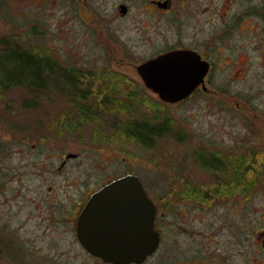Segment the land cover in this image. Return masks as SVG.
<instances>
[{
    "label": "rangeland",
    "instance_id": "obj_1",
    "mask_svg": "<svg viewBox=\"0 0 264 264\" xmlns=\"http://www.w3.org/2000/svg\"><path fill=\"white\" fill-rule=\"evenodd\" d=\"M152 10L147 0H0V38L75 67L88 89L83 91L87 97L76 95L64 82H53L60 79L58 74L45 72L51 82L42 90L0 88V148L9 137L38 144L37 154L33 150L27 160H38L35 170L41 176L31 178L39 185V201L54 177H69L76 202L109 174H136L150 197L168 204L171 224L179 219L183 228L175 233L162 219L163 239L141 264H264L259 232L264 229V56L258 53L264 47L249 50L240 66L222 65L212 82L214 96L209 92L167 103L144 86L135 68L177 44V30L169 22L173 13H167V25L162 26V11ZM104 95L114 100L112 95L122 96L119 100L128 106L111 109ZM89 105H98V117L88 113ZM136 118L167 119L171 127L152 146H142L123 134ZM14 150L8 149L13 164L19 158ZM67 152L71 156L65 170L57 171L61 154ZM209 154L230 155L236 171L238 156L245 155V193L210 188L214 179L208 173ZM42 165L46 167L40 170ZM224 165L213 169L222 171ZM46 171L52 175L45 180ZM4 185L10 188L8 181ZM11 203L17 207L19 202ZM23 215L17 213L8 222L10 232L20 233L17 220ZM56 240L52 234L40 235L34 245L41 252H28L24 262L40 264L47 251L53 264H105L83 250L72 224L68 236L58 238V244ZM52 244L54 253L46 248ZM10 251L2 253L5 258L0 253V264H21L20 253L13 250L12 257Z\"/></svg>",
    "mask_w": 264,
    "mask_h": 264
},
{
    "label": "flooded vegetation",
    "instance_id": "obj_2",
    "mask_svg": "<svg viewBox=\"0 0 264 264\" xmlns=\"http://www.w3.org/2000/svg\"><path fill=\"white\" fill-rule=\"evenodd\" d=\"M147 2L153 6L154 10L152 11H156V9L162 11V22L159 21V24L162 26L167 25L169 19L167 13H173L169 22H174L173 26L177 30V44L162 52L172 49H190L201 60L207 63V70L202 81L195 86L187 97L208 95L214 89L212 82L217 75V70L222 65L233 64L240 66L241 63L248 60L247 53L249 50H259L264 47V0H147ZM232 3L238 4L232 6ZM201 15L203 17L199 18L198 16ZM188 17H191V19L187 20ZM258 53L264 56V48ZM226 84L229 86L228 81H226ZM210 95L214 96V93L211 92ZM24 145H30V147L25 148ZM11 146H13V149L15 148L13 153H18L19 155L15 164L8 161V149ZM33 150H36L35 153L37 154L38 144H29L27 139L20 140L12 137L3 141L0 148V195L4 197L0 200V221H3V226L0 225V253L7 255L8 249L11 248L9 254H12L13 257V250L17 254L19 252L21 264L37 263L35 260L24 262L23 256H27L28 252L31 254L36 253V251L41 252L36 244L34 245L40 235L52 234V237L56 236L57 240L54 242L58 244V238L65 239L68 236L71 224L75 239L80 244L76 233L77 219L89 196L111 180L129 173L109 174L98 186L88 190L85 197L79 201H74L75 203L72 202L69 177L67 176L64 179H60L59 177L56 179L54 177L51 178L52 183L47 185L46 192H41V201H39L37 198L39 185L31 178L32 175L35 178L41 176V172L38 173V170H35L38 160L37 158L27 160V155L31 154ZM9 153L11 156V151ZM52 153V155H47L46 157H53L54 152ZM67 153L69 154V152ZM68 154H61L62 161L57 171L63 172L65 170L66 158H70ZM207 157L210 159L207 160L210 165L208 173H211L212 176L211 174L210 176L214 179V186L210 187L211 189L214 190L217 186V192L237 189L239 193H245V155L238 156V171L231 169L229 161L232 159H230V155L222 158L218 154H209ZM224 162V168L227 167V170L229 169L227 172H225L224 168L222 171L213 169L219 168ZM45 167L46 165L40 166V170ZM233 171H236L234 176L231 175ZM4 173L5 180L3 178ZM51 175L50 171H46L45 177L43 176L42 178L46 180ZM5 181H8L10 188L4 185ZM11 181L17 184H11ZM41 182H44V180ZM13 186L14 188H12ZM13 190L17 192L15 191L12 194L11 191ZM12 201L19 202L17 207H14V204L11 203ZM154 202L156 213L153 227L159 233L160 245L163 239L162 219H165L163 223L166 226L171 224V221L169 215H167L169 208L166 205L168 204L165 205L164 203L163 205L157 203L155 200ZM180 210V206L175 208V212L177 213ZM17 213L19 215L24 214L17 220L19 221L18 228L21 231L20 233L17 230H11L12 232H10L8 230V222ZM177 220L179 223H172L170 227H175V233L177 231L182 232L183 229L181 220ZM32 225H35L36 228ZM37 226H40L42 229L39 230ZM259 232L263 233L264 229ZM6 234L12 239L8 240L7 236H5ZM81 247L87 254L103 263L113 264L104 262L100 257L89 253L82 245ZM46 248L51 249L54 253L56 245L52 244ZM41 256L44 262L40 264H53V259L47 251L45 255ZM2 257L5 258L3 254Z\"/></svg>",
    "mask_w": 264,
    "mask_h": 264
},
{
    "label": "water",
    "instance_id": "obj_3",
    "mask_svg": "<svg viewBox=\"0 0 264 264\" xmlns=\"http://www.w3.org/2000/svg\"><path fill=\"white\" fill-rule=\"evenodd\" d=\"M135 68L147 89L161 101L173 103L185 99L202 81L207 63L190 49H172ZM155 213V202L140 178L127 173L89 196L77 219V237L89 253L104 262L140 264L159 245L160 236L153 227ZM261 234L264 248V232Z\"/></svg>",
    "mask_w": 264,
    "mask_h": 264
},
{
    "label": "trees",
    "instance_id": "obj_4",
    "mask_svg": "<svg viewBox=\"0 0 264 264\" xmlns=\"http://www.w3.org/2000/svg\"><path fill=\"white\" fill-rule=\"evenodd\" d=\"M35 34L41 35L42 32L35 31ZM0 45L1 89H8L12 86H25V88L27 87L30 90H42L51 82V78H45L43 76V72H45L48 75L55 73L60 76V79H54L53 82H55V84H63L64 82L68 88L77 92L76 95L82 97L88 96L87 93H83L84 90L88 89L82 85L81 73L75 71V67H64L48 54H33L24 49L19 42L11 40V38H0ZM112 96L117 100H114L112 97L109 98V96L106 95L102 96L103 100H108L107 104H110L111 109L124 110V108L128 106L127 102L123 104L119 100L122 96ZM92 107L94 110H92ZM148 107L150 108L151 106ZM95 108H99L98 105H89L87 111L91 113L93 117L94 115L98 117V114L94 113V111H96ZM155 108L157 110V107ZM169 126L171 127V124L167 119H162V122H153L148 118L141 120L136 118L131 120L129 124L123 128V134L133 137L134 140L142 146H152L157 138L167 134Z\"/></svg>",
    "mask_w": 264,
    "mask_h": 264
}]
</instances>
